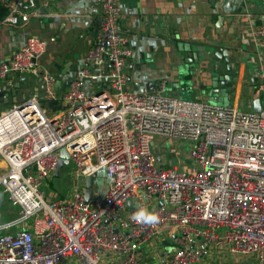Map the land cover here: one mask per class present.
<instances>
[{
    "label": "built area",
    "instance_id": "2783aa9c",
    "mask_svg": "<svg viewBox=\"0 0 264 264\" xmlns=\"http://www.w3.org/2000/svg\"><path fill=\"white\" fill-rule=\"evenodd\" d=\"M38 1H2L9 13L0 24L43 17L47 4ZM101 6L86 66L64 92L40 64L44 39L29 37L0 61V93L11 74L40 80L29 100L0 114V191L16 210L0 223V264H264V110L176 97L166 79L153 90H134L127 73L134 50L120 27V0ZM252 35L262 58L258 97L264 24ZM157 138L161 149L186 144V165L178 148L167 150L173 159L156 152ZM62 149L73 188L58 198L42 188L56 178ZM90 177L94 197L86 202ZM140 208L158 222L134 221ZM165 237L171 244L163 248Z\"/></svg>",
    "mask_w": 264,
    "mask_h": 264
},
{
    "label": "crops",
    "instance_id": "0c3cea01",
    "mask_svg": "<svg viewBox=\"0 0 264 264\" xmlns=\"http://www.w3.org/2000/svg\"><path fill=\"white\" fill-rule=\"evenodd\" d=\"M38 2L47 4L43 17L25 26L0 24V61L8 62L29 37L44 39L49 45L40 64L49 68L62 86L86 66L85 57L101 16V0ZM234 2L120 0V27L134 50L127 66L130 87L136 91L150 90L158 80L166 79L174 96L208 101L214 79L232 76L235 107H239L245 94L257 97L254 88L259 82L262 58L252 29L264 24V8L250 10ZM244 11L247 14H242ZM20 77L26 80L19 81ZM3 83L6 89H18L16 97L12 92L8 97L0 96L4 106L0 113L16 98L21 101L36 94L40 86V80L32 75L11 74ZM161 141L157 138L154 147L162 146ZM167 154L168 159L175 157L169 151ZM15 213L7 205L4 215L10 216V220L0 223L11 221ZM170 244L165 237L161 246L166 248Z\"/></svg>",
    "mask_w": 264,
    "mask_h": 264
},
{
    "label": "water",
    "instance_id": "95a60500",
    "mask_svg": "<svg viewBox=\"0 0 264 264\" xmlns=\"http://www.w3.org/2000/svg\"><path fill=\"white\" fill-rule=\"evenodd\" d=\"M0 1L10 2L12 0H0ZM234 3H235V5H238V6L239 5L242 7L246 6V8L248 7L250 10H257L259 8H264V0H235ZM235 11H237V8L235 9ZM241 11L242 10L239 11V9H238V13H241ZM246 11H244L242 14H244V15L247 14ZM224 55L228 56L227 53H224ZM25 80H26L25 78H21V77L19 78V81H25ZM73 80H74V78H70L69 81L67 82V84H64L62 86H61L60 82H57V87H58L59 91L64 92L66 90V88L73 82ZM221 80L222 79H216V78L214 79L212 89L208 94V95H210V98L213 97L214 103H217L222 96L230 95L233 91V77L232 76L225 77L222 80L223 82H221ZM17 89H18V86H16L14 89H6L0 93V96L1 97H8V94L10 92H12L13 95L16 97V95H17L16 90ZM153 89H150V90H153ZM30 98H31V96H26L25 100H29ZM15 102H18L17 98L15 99ZM253 110H254V112H261L263 110L261 107V102L259 99H256L254 101V109ZM175 164H176V162L174 161V164L172 165V167H174ZM67 165H69V156H68L66 150L62 149L61 150V159L58 163V167L56 169L54 176L56 178L59 177L60 172ZM93 183H94V178L90 177L87 179L86 191H85V201L86 202H89L94 197V193L92 191ZM5 200L6 199H5L4 193L0 192V214L3 210ZM129 206H131V204H129Z\"/></svg>",
    "mask_w": 264,
    "mask_h": 264
},
{
    "label": "rangeland",
    "instance_id": "374dc122",
    "mask_svg": "<svg viewBox=\"0 0 264 264\" xmlns=\"http://www.w3.org/2000/svg\"><path fill=\"white\" fill-rule=\"evenodd\" d=\"M257 99L260 100L261 107L264 110V93H260L259 96L257 97ZM233 100H234V95L230 94V95L222 96L217 103H214L213 97L210 98V95H208V101H210L211 103H214V104H218V105L223 106V107L234 105ZM255 100L256 99H254L253 97L245 94L240 99L239 108L242 109L243 111H249L250 109L253 110ZM3 107H4L3 104L0 102V112L2 111ZM171 146L174 148H178L179 152H183L181 155V158L182 159L185 158V156L188 153V146L186 144H185V146H182L179 144V142H166L164 145L165 159H168V157H169L167 154V150L169 148H171ZM186 146H187V148H186ZM155 151L160 154L162 152L161 146L155 148ZM181 165H184V166L186 165L185 159L183 160V162H181ZM169 167L172 168V165ZM169 167L167 164H165V168H169ZM70 172H71V166L65 167L62 170V175H61L60 179H57V178L53 179V181L49 185L43 186L42 189L46 193H51L52 195L56 194V196L58 198H63L66 195L71 194L72 188H73V185H72L73 180L71 179ZM98 182L100 183L102 188L105 186L106 180H105V175L103 173L100 174ZM0 192H2V191H0ZM6 204H7V201L5 200V204H4L2 213L0 214V221H2V222L10 220V216L4 215L5 210L7 209Z\"/></svg>",
    "mask_w": 264,
    "mask_h": 264
},
{
    "label": "clouds",
    "instance_id": "9594fccd",
    "mask_svg": "<svg viewBox=\"0 0 264 264\" xmlns=\"http://www.w3.org/2000/svg\"><path fill=\"white\" fill-rule=\"evenodd\" d=\"M132 219L136 222L152 225L158 222L159 217L155 213H149L146 209L140 208L133 214Z\"/></svg>",
    "mask_w": 264,
    "mask_h": 264
},
{
    "label": "trees",
    "instance_id": "16d2710c",
    "mask_svg": "<svg viewBox=\"0 0 264 264\" xmlns=\"http://www.w3.org/2000/svg\"><path fill=\"white\" fill-rule=\"evenodd\" d=\"M9 13L8 8L0 1V21L3 20Z\"/></svg>",
    "mask_w": 264,
    "mask_h": 264
}]
</instances>
